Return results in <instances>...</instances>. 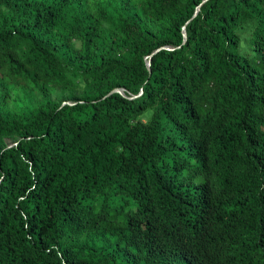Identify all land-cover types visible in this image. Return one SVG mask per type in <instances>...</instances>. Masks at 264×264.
<instances>
[{"label":"trees","instance_id":"trees-1","mask_svg":"<svg viewBox=\"0 0 264 264\" xmlns=\"http://www.w3.org/2000/svg\"><path fill=\"white\" fill-rule=\"evenodd\" d=\"M0 264H264V0H0Z\"/></svg>","mask_w":264,"mask_h":264},{"label":"water","instance_id":"water-1","mask_svg":"<svg viewBox=\"0 0 264 264\" xmlns=\"http://www.w3.org/2000/svg\"><path fill=\"white\" fill-rule=\"evenodd\" d=\"M197 10H198V7H197V9H196V12H197ZM196 12L194 13V14H196ZM183 36H184V38L186 37V31H185V27H183ZM166 49H170L169 47H166ZM157 50H155V52H156ZM150 61H151V55L148 57V60H147V62H146V65H147V68L149 69V66H150ZM112 92H118V93H120L121 95H124V96H126L125 94H124V91H123V89L122 88H115V89H113V90H111V92L110 93H112ZM109 93V94H110ZM132 97H136V95H134V96H132ZM132 97H130V98H132ZM66 103H68V104H70V102H66Z\"/></svg>","mask_w":264,"mask_h":264},{"label":"rangeland","instance_id":"rangeland-1","mask_svg":"<svg viewBox=\"0 0 264 264\" xmlns=\"http://www.w3.org/2000/svg\"><path fill=\"white\" fill-rule=\"evenodd\" d=\"M64 95H67V94H64ZM65 98H67V96H65L64 99H65ZM144 119H146V118H144ZM7 142H8V143H11L10 140H7Z\"/></svg>","mask_w":264,"mask_h":264}]
</instances>
